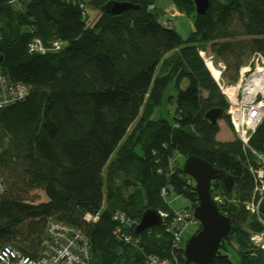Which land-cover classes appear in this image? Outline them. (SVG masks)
Instances as JSON below:
<instances>
[{
  "label": "trees",
  "instance_id": "trees-1",
  "mask_svg": "<svg viewBox=\"0 0 264 264\" xmlns=\"http://www.w3.org/2000/svg\"><path fill=\"white\" fill-rule=\"evenodd\" d=\"M114 1L134 7L103 10ZM155 1L0 0V67L29 89L25 99L0 109L6 184L0 246L38 255L52 219L84 232L88 264H146L150 254L184 264L185 234L175 247L165 224L175 209L193 211L198 203L195 181L182 169L186 157L198 156L234 179L230 193L220 180L211 183L232 230L209 264H236L232 253L240 264H264V249L251 240L264 226L245 207L257 198L249 164L261 163L236 136L218 139L219 123L206 118L220 107V119L230 124L229 103L203 59L208 48L224 78L235 82L253 54L264 55V0H209L204 14L193 0H173L194 19L185 38L163 22ZM90 9L98 11L94 20ZM34 39L46 50L30 52ZM169 85L177 91L175 115L156 119ZM250 145L264 155V119ZM39 190L45 201H37ZM173 193L188 205L175 207L168 200ZM149 208L165 213L164 222L137 234ZM87 212L97 220L87 221ZM116 212L133 219L128 231L139 238L137 246L115 234ZM260 214L264 219V198ZM196 227L193 234L201 224Z\"/></svg>",
  "mask_w": 264,
  "mask_h": 264
},
{
  "label": "built area",
  "instance_id": "built-area-1",
  "mask_svg": "<svg viewBox=\"0 0 264 264\" xmlns=\"http://www.w3.org/2000/svg\"><path fill=\"white\" fill-rule=\"evenodd\" d=\"M54 48H59L60 43L54 42ZM46 47L39 39H34L29 44L30 52H43ZM203 59L209 70L215 71L214 79L229 103V122L236 137L241 140L245 149L250 150L261 163L260 166L249 164V170L254 176V191L257 198L247 201L245 207L251 214L256 215L264 226V219L260 214V203L264 198V155L255 151L250 145V139L259 124L264 119V88L254 90V82L262 79L264 72V55L260 52L253 54L250 60L242 65L235 82H228L223 76V70L215 65L214 56L203 52ZM28 87L21 82H13L0 67V109L17 103L28 95ZM251 132V133H249ZM3 130L0 127V153L2 151ZM6 191V184L0 172V198ZM162 192L165 194L166 190ZM221 198L217 194L214 201ZM162 223L165 213L160 212ZM97 215L87 212L84 218L87 221H96ZM113 218L119 221L115 234L125 243L137 246L139 238L133 236L128 229L133 224V219L125 212H116ZM200 221L188 208L175 209V212L166 222L165 228L171 232L175 247L183 245V236L190 226H199ZM251 240L264 249V230L251 235ZM90 259V244L84 232L64 222L49 220L46 228V237L42 242L40 251L36 256H29L19 249L11 246H0V264H88ZM146 264H179L173 258H159L155 255L146 257Z\"/></svg>",
  "mask_w": 264,
  "mask_h": 264
},
{
  "label": "water",
  "instance_id": "water-1",
  "mask_svg": "<svg viewBox=\"0 0 264 264\" xmlns=\"http://www.w3.org/2000/svg\"><path fill=\"white\" fill-rule=\"evenodd\" d=\"M198 14H204L210 4L209 0H193ZM134 6L128 2H109L103 10L110 14H121ZM222 115L220 107L211 108L206 113V118L217 123ZM251 133V132H249ZM183 172L195 181L198 203L193 209V215L200 221V230L191 235L184 246L185 263L209 264L220 249L222 240L228 237L232 230L230 217L219 211L217 203L212 198L211 183L220 180L226 192H231L234 184L233 177L225 169L218 168L207 160L198 156L186 157L182 166ZM162 217L159 211L146 209L135 232L140 234L144 230L160 226Z\"/></svg>",
  "mask_w": 264,
  "mask_h": 264
},
{
  "label": "rangeland",
  "instance_id": "rangeland-1",
  "mask_svg": "<svg viewBox=\"0 0 264 264\" xmlns=\"http://www.w3.org/2000/svg\"><path fill=\"white\" fill-rule=\"evenodd\" d=\"M171 3H174L173 0H156L155 6L157 8L161 9V8H165L167 5H170ZM173 11H175L174 8H173ZM173 11L168 12L167 16H163V18H162L163 22L164 23L170 22V24H173V26L176 28V30L185 38L193 31L194 19H193V17H190V16H187L183 13H180L178 10L177 11L179 12V14H176L177 12H174V14H173ZM89 13L91 16L90 19L94 20L96 18L98 11H96L94 9H90ZM203 52L207 53V54L208 53L212 54L208 48L205 49ZM214 60H215V57H214ZM215 62H216V60H215ZM215 66L218 69L219 68L222 69L221 66H219L217 62H216ZM176 94H177L176 89L173 88L172 85H169L165 91L161 105L155 110V113L153 116L154 118L157 119L158 116L159 117L162 116V117H165L171 121L173 120V117L175 115V109H176V101H175ZM171 95L174 96L173 99H170ZM220 121H221L220 138L221 139L222 138H224V139L228 138L227 136L224 137L223 131H226L229 134V137L234 138L236 136V134H235L232 126L229 123H227L224 119H220ZM36 196H37V201H45L47 199L44 192L41 190L36 191ZM168 200L175 207H179V205H184V204L188 203L186 198H184L182 196H178L174 193L168 197ZM197 229L198 228L196 226H190L185 233V239L187 240ZM231 258L236 264H240L239 257L237 254L232 253Z\"/></svg>",
  "mask_w": 264,
  "mask_h": 264
},
{
  "label": "crops",
  "instance_id": "crops-1",
  "mask_svg": "<svg viewBox=\"0 0 264 264\" xmlns=\"http://www.w3.org/2000/svg\"><path fill=\"white\" fill-rule=\"evenodd\" d=\"M175 7H176L175 4L174 3H171L170 5H167L165 8H161L165 12V15L164 16H167L168 15V12H172L173 11V8L175 9V11H173V14H174V12H177L176 14H179V12L177 11V8H175ZM218 123L220 125V131H221V121L219 120ZM220 131H219V133L217 135V137L219 136L218 139H220V140H231V139H233L232 137H229V134L226 131H223V133H224L223 135H224V137L227 136L228 138H226V139L222 138L221 139L220 138ZM186 205H188V203L187 204H184V205H179V206H186Z\"/></svg>",
  "mask_w": 264,
  "mask_h": 264
},
{
  "label": "bare ground",
  "instance_id": "bare-ground-1",
  "mask_svg": "<svg viewBox=\"0 0 264 264\" xmlns=\"http://www.w3.org/2000/svg\"><path fill=\"white\" fill-rule=\"evenodd\" d=\"M84 4V2H83ZM84 6V5H83ZM158 18V17H157ZM29 47V46H28ZM261 74V77L262 79L260 78L259 80L257 79L255 82H254V90H258V89H263L264 88V72H260ZM215 74V71H213V75ZM240 140V139H239ZM127 177V176H126ZM254 179V178H253ZM126 180V179H125ZM129 180V179H128ZM129 182V181H128ZM125 183V182H124ZM127 183V182H126ZM122 185V184H121ZM126 185V184H125ZM124 185V186H125ZM141 187V186H140ZM51 220V219H49ZM261 232V231H260ZM184 251V250H183ZM185 253V252H184ZM145 262V261H144ZM143 264V263H142Z\"/></svg>",
  "mask_w": 264,
  "mask_h": 264
}]
</instances>
